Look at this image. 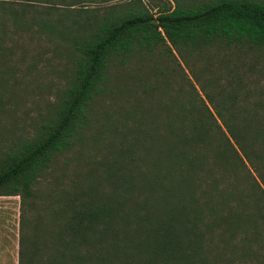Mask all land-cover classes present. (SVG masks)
<instances>
[{
    "label": "trees",
    "instance_id": "trees-1",
    "mask_svg": "<svg viewBox=\"0 0 264 264\" xmlns=\"http://www.w3.org/2000/svg\"><path fill=\"white\" fill-rule=\"evenodd\" d=\"M106 1L0 0L17 264H264V0ZM48 53L64 83L18 128Z\"/></svg>",
    "mask_w": 264,
    "mask_h": 264
},
{
    "label": "rangeland",
    "instance_id": "rangeland-1",
    "mask_svg": "<svg viewBox=\"0 0 264 264\" xmlns=\"http://www.w3.org/2000/svg\"><path fill=\"white\" fill-rule=\"evenodd\" d=\"M129 1L109 0L104 4L121 3L128 5ZM143 2L154 13L158 10V5L163 6L167 2H170L171 8L175 5L173 0H143ZM85 4V6H91V4ZM174 53L177 56L176 52ZM45 56L39 62L40 74L35 77V82L28 84V88L31 89L25 92V102L16 114L18 116L16 121L18 128H28L32 131L34 128L39 127L50 113V104L57 89L62 87L64 83L61 75L55 73V59L51 61V53ZM51 62L54 64H51ZM262 82L264 85V80ZM37 183H41L40 187L42 188L48 186L46 183H51V164ZM19 214L20 197L0 195V264H17Z\"/></svg>",
    "mask_w": 264,
    "mask_h": 264
}]
</instances>
